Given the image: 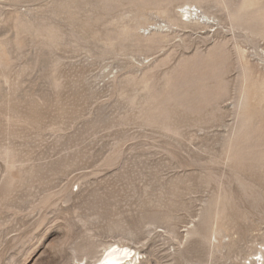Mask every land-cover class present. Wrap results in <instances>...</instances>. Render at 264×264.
Wrapping results in <instances>:
<instances>
[{"label":"rangeland","instance_id":"rangeland-1","mask_svg":"<svg viewBox=\"0 0 264 264\" xmlns=\"http://www.w3.org/2000/svg\"><path fill=\"white\" fill-rule=\"evenodd\" d=\"M115 242L264 264V0H0V264Z\"/></svg>","mask_w":264,"mask_h":264},{"label":"bare ground","instance_id":"bare-ground-1","mask_svg":"<svg viewBox=\"0 0 264 264\" xmlns=\"http://www.w3.org/2000/svg\"><path fill=\"white\" fill-rule=\"evenodd\" d=\"M184 8L182 7V10ZM192 12H193V9H191L189 6L186 9H184V14L187 13V15L188 14L193 15ZM120 247H121V245L119 244V242L109 244L107 247H105L103 254L99 258L98 262L103 260L102 264H117L116 262H118L120 260V258L130 256L128 251H126L125 249H122ZM104 254H105V256H104ZM128 264H137V262H133V259H131L128 262Z\"/></svg>","mask_w":264,"mask_h":264}]
</instances>
